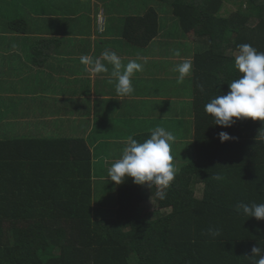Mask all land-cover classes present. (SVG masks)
I'll list each match as a JSON object with an SVG mask.
<instances>
[{
	"label": "trees",
	"instance_id": "obj_1",
	"mask_svg": "<svg viewBox=\"0 0 264 264\" xmlns=\"http://www.w3.org/2000/svg\"><path fill=\"white\" fill-rule=\"evenodd\" d=\"M152 2L167 4L200 47L193 116L186 121L193 140L172 149L179 171L166 199L157 197L156 186L131 178L121 185L100 181L112 185L118 207L114 217L94 220L96 165L84 139L37 134L0 141V264H253L251 248L264 247V221L236 211L239 202L264 203V139H256L264 122L237 120L221 128L205 112L229 91L222 86L242 75L235 68L237 46L264 52V0H240L244 8L229 16L220 13L224 0H146L145 11L122 19V38L132 46L158 36ZM9 30L23 33L24 22ZM221 131L236 139L221 143ZM150 135L134 139L143 143ZM145 188L153 189L149 197ZM209 228L220 235H207Z\"/></svg>",
	"mask_w": 264,
	"mask_h": 264
},
{
	"label": "crops",
	"instance_id": "obj_2",
	"mask_svg": "<svg viewBox=\"0 0 264 264\" xmlns=\"http://www.w3.org/2000/svg\"><path fill=\"white\" fill-rule=\"evenodd\" d=\"M139 3L143 6L146 0H0V141L37 134L84 139L94 167L100 169L97 179L93 168L94 183L110 180V163L121 157L129 136L163 127L175 136L173 150L191 142L194 130L186 121L193 116V71L177 84V72L162 71L159 65L150 72L147 67L167 63L172 48L185 49L181 59L188 53L191 61L199 44L180 27L172 31L166 29L168 24L162 29L159 17L154 40L145 47L130 45L122 38L121 24L136 13L117 7ZM15 21L24 22L23 33L9 30ZM106 47L116 51L124 65L137 57L147 59L144 70L131 78L132 95H117L115 82L108 83L110 73L90 75L80 63L82 55L99 57ZM170 56L175 57L173 52ZM222 89L229 90L226 85ZM152 190L145 188L143 194L149 197Z\"/></svg>",
	"mask_w": 264,
	"mask_h": 264
},
{
	"label": "clouds",
	"instance_id": "obj_3",
	"mask_svg": "<svg viewBox=\"0 0 264 264\" xmlns=\"http://www.w3.org/2000/svg\"><path fill=\"white\" fill-rule=\"evenodd\" d=\"M237 47L235 68L242 75L228 84L229 91L226 94L217 95L205 105V112L213 118L214 124L221 128H230L237 120L264 122V52L258 51L248 43ZM173 55L180 57L181 53L174 50ZM146 62V58L137 57L124 65L116 51L110 47H106L99 57L94 58L91 55L80 57V63L90 75L110 73L108 83L115 82V91L122 97L134 93L131 78L134 73L144 70ZM108 65L112 66L111 71ZM175 71L179 73L177 84H182L186 77L191 76L193 65L186 59L177 65ZM200 90L204 91L203 86H200ZM218 138L221 143L236 139L226 131L219 132ZM257 138L264 139V126L258 131ZM174 141V134L163 127L154 129L143 143L129 136L121 157L108 169V179L116 185H121L127 178H131L136 185H146L149 188L156 186L157 197L160 200L166 199L167 189L179 171L173 163L171 145ZM215 179L219 181L222 177L216 176ZM236 211L254 217L257 221H264V203L239 202ZM207 235L217 237L220 235V229L209 228ZM250 259L253 260V264H264V247L259 243L253 246Z\"/></svg>",
	"mask_w": 264,
	"mask_h": 264
},
{
	"label": "rangeland",
	"instance_id": "obj_4",
	"mask_svg": "<svg viewBox=\"0 0 264 264\" xmlns=\"http://www.w3.org/2000/svg\"><path fill=\"white\" fill-rule=\"evenodd\" d=\"M154 1V0H153ZM237 0H224V5L222 7V10L220 11L222 16H229L232 13L238 12L239 9L244 8V6H241L242 3L239 1L235 2ZM154 8L158 11L159 17H160V23H161V28L165 29L166 26L169 24V26L166 29L172 30L174 31L175 26H177L178 28L179 23L174 19V17L172 16L171 12H170V7L167 4H159L160 7H158V4H156L157 2H152ZM113 7V5H111ZM109 7L110 5H106V11L109 12ZM147 7V4H144L142 6V4H134L131 8L128 9V7H117L118 11H121L123 13H140L142 11H145V8ZM172 18V20H171ZM103 21H104V13L103 11L100 13L98 19H97V24H99V27L102 28L103 26ZM174 21V24H173ZM257 22V20H253V22L251 23V25H255ZM181 29V28H180ZM174 50H179L180 53L182 54L183 52H185V49L182 48H172L168 50V54H167V58H166V62H159L158 64H152L150 66L147 67V69L150 72H153L156 68V66L159 65V67L162 69V71L164 70H168V72H170L171 74L176 73L177 71H175L177 65H179L180 63L183 62L182 59H186L188 53H185L183 55V58L181 59V55L180 57H174L172 58L170 56V53H172ZM190 58V56L187 58V60ZM193 57H191V63L193 64ZM177 74L179 75V73L177 72ZM174 77V76H172ZM175 79L171 80L172 82L168 85V88H170L172 85H174V83L176 82ZM177 150H179V148H177ZM100 171V170H99ZM98 174L96 178L98 179ZM106 182V181H104ZM104 182H100L99 180L95 181V189L94 191V203H95V207H96V211L94 212L93 215V219L94 220H98L101 218H112L115 215V209L118 207L117 205V200L118 197L117 195H115V192L113 191V187L111 184H104ZM103 209L107 212H104Z\"/></svg>",
	"mask_w": 264,
	"mask_h": 264
},
{
	"label": "built area",
	"instance_id": "obj_5",
	"mask_svg": "<svg viewBox=\"0 0 264 264\" xmlns=\"http://www.w3.org/2000/svg\"><path fill=\"white\" fill-rule=\"evenodd\" d=\"M103 23H104V21H103Z\"/></svg>",
	"mask_w": 264,
	"mask_h": 264
}]
</instances>
